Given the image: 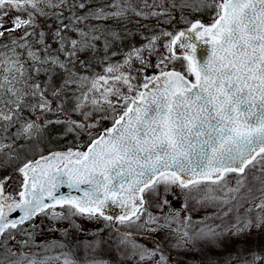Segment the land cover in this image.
<instances>
[{
	"label": "snow or ice",
	"instance_id": "snow-or-ice-1",
	"mask_svg": "<svg viewBox=\"0 0 264 264\" xmlns=\"http://www.w3.org/2000/svg\"><path fill=\"white\" fill-rule=\"evenodd\" d=\"M41 4L49 8L67 5L70 10L86 6L68 5V0H0V38L23 30L19 39H12L10 54L0 53V130L12 135L9 129L19 124L15 139H31L48 124L63 123L66 134L79 136L80 132L97 127L98 121H90L93 113L107 114L101 118L111 119L112 126L96 135L89 131L85 150H79L78 145L76 150L41 154L39 159L24 162L18 168L22 176L18 199L6 193V181H0V264H57L60 256L37 259L35 254L14 251L8 241L21 231L22 225L40 214L64 218L55 210L64 205L69 206L70 215L102 218L146 231L172 228L175 224L177 248L215 240L221 234L211 226L190 232V217L182 223L178 211L163 217L161 224V218L145 207L147 196L158 194L161 186L165 193L179 188L197 203L228 204L235 200L233 207L237 211L243 206L241 202L249 203L252 206L243 216L237 215L228 230L238 234L252 227H264V0H182V9H213L212 22L206 25L197 20L176 34L163 32L169 38L164 45L167 54L155 64L158 74L154 75L146 74L151 65L145 53L153 54L155 36L144 47L126 53L122 62H107L111 57L106 55L100 61L107 62L103 74L91 76L77 73L75 65L80 63L87 70L78 53L88 49L95 52V42L101 39L107 53L110 44L97 34L99 29H76L79 40H68L62 35L67 25L57 29L59 55L49 52L45 35L40 32L38 42L43 45V54L33 51L28 37L36 34L29 29L37 27L38 16L47 15ZM145 6L153 7L147 0ZM170 7L177 5L172 2ZM107 8L111 10L102 7L83 16L73 13L70 19L79 24L89 18H123L129 11L145 15L130 7L128 0H113ZM13 12L17 15L11 17V27H5L6 18ZM168 13L169 9H163L150 14ZM59 23L63 24V20ZM201 44L207 45L208 50L198 56ZM17 48L26 51L31 67H26L28 61L21 58ZM177 49L183 54L177 55ZM178 60L183 61V71L168 68L169 63ZM134 62H139L136 71L142 76L132 75ZM57 69L66 74L61 87L76 85L79 94H72V111L83 119L57 118L41 125L23 114L39 110L43 115L52 113L59 117L63 112L65 99L56 101L55 107L53 99H49V94L52 98L60 96V89L51 87L50 74ZM42 74L48 76L44 83L38 80ZM9 147L0 143V151ZM7 157L11 160L13 154L7 153ZM230 176L235 180L234 187L230 186ZM62 187L78 195L60 194ZM217 190L223 192V199L214 194ZM163 204L167 205L168 200ZM110 206L118 207L121 214L109 215L106 209ZM16 212L19 218H11ZM120 244L126 252L130 250L131 257L139 258L137 264H147L158 254L156 264H170L161 249L150 250L129 233L122 234ZM63 264L77 262L65 256ZM86 264L107 262L94 259Z\"/></svg>",
	"mask_w": 264,
	"mask_h": 264
},
{
	"label": "rangeland",
	"instance_id": "rangeland-1",
	"mask_svg": "<svg viewBox=\"0 0 264 264\" xmlns=\"http://www.w3.org/2000/svg\"><path fill=\"white\" fill-rule=\"evenodd\" d=\"M141 2L143 0H137ZM57 2V0H53ZM113 0H68V5L84 3L86 6L84 9L79 7L72 8L71 10L67 5L61 6L60 8H49L43 4L40 7L43 9L44 13L53 15L57 18L59 29L64 28L67 25L68 28L62 32V35L68 39H80V36L76 29H83L88 31L89 28H96L100 31L97 32L98 35L104 37L107 34L110 25L118 26L122 24L123 21L136 18L137 21L141 22L133 30L127 32L124 41L119 43V40L113 38H106L110 44L107 53L104 49V39H101L96 43L95 52L92 50H84L78 53V58L84 63L87 62L94 66L90 70H86L81 66L80 63L75 65V71L81 75L91 76L94 73L103 74V68L106 66L107 62L116 63L122 62L124 55L134 48H142L149 43L152 37H157L156 48L151 56L145 53L146 59L150 63V67L147 68L146 74L154 75L158 74V69L155 68V64L162 59L163 55L167 54V50L164 45L168 42L169 38L163 36V32H170L173 34L181 31L190 21L196 19L203 20L205 23L210 24L212 22V17L214 11L211 8H202L199 11H193L190 8H180L179 4L182 0H154L151 4L153 7L149 8L145 6L143 16L130 15L132 17L123 18H109L107 20H95L89 18L83 23L74 24L70 19L73 13L76 16L86 15L90 10L105 8L110 5ZM131 0H128L130 3ZM175 2L177 7L170 10V4ZM156 5H161L162 7H156ZM163 9H169L168 14H160L157 16H152L150 13L156 11L161 13ZM176 9V15H173V10ZM174 11V12H175ZM54 13H63V15L57 17ZM17 15L13 12L9 14L6 18L5 27H11V17ZM59 20H63V24L59 23ZM162 22H161V21ZM187 21V22H185ZM166 23V24H165ZM165 24V25H164ZM58 29V28H57ZM34 31L33 29H29ZM69 30H74V34L68 33ZM57 31V30H56ZM56 33V32H55ZM23 34V30L17 31L14 34H5V37L0 38V53L10 54L9 48L12 47V39H19ZM117 34H119L117 32ZM55 37V35H54ZM55 39H57L55 37ZM39 36H29L28 41L32 45V50L42 53L43 46L38 42ZM23 43V41H21ZM100 43V44H99ZM8 45V48L3 47ZM102 48H100L101 46ZM17 52L21 53V58L28 61L27 53L24 49L17 48ZM49 52L52 55H59L58 46L55 49L49 47ZM115 52L117 55L111 56ZM111 57L110 61L105 63H100L105 59V56ZM63 59V56L61 55ZM26 67H31V61H28ZM91 67V66H89ZM140 67L139 62H134L132 75L142 76V73L136 71ZM168 68H175L177 71H183V61L178 60L175 63H169ZM58 73L63 72L61 69L56 70ZM64 73V72H63ZM65 74V73H64ZM2 75V73H0ZM56 77L54 75L51 79ZM39 82L44 83L46 81V75H41L38 78ZM53 81V82H52ZM56 86L55 80H51V87ZM62 86V85H61ZM60 89V96L52 98L49 94V99H53V107L56 106V101L60 99H65L64 110L57 115L48 113L46 115L41 114L39 110L35 114L30 112H24V116L30 120L36 121L37 123L43 125L45 120H77L81 121L83 119L82 115L72 111L75 104V98L73 93L79 94L76 85H70L67 87H58ZM90 109H85L88 111ZM105 113H93L90 121H98L97 127L80 132L79 136L75 133H65L66 125L60 124H48L47 127L43 128L42 132L33 136L31 139H23V141H15L11 139L12 135L4 133L0 130V143L9 144L11 147L5 148L0 151V181L4 179L7 174H11L12 183L15 184V188L22 183V176L18 172V168L23 165L24 162L38 157L41 154H47L55 149H62L69 146L78 145L80 142H89L88 132L91 131L94 135L99 134L102 129L111 124V119H102ZM37 117H40L37 120ZM19 128V124L16 127L9 129L10 133H14ZM12 140V143H6L8 139ZM23 138V137H22ZM7 153L13 154V159L9 160ZM6 168L8 169L6 172ZM255 171V170H254ZM230 186H235V180L229 177ZM259 185H257L258 187ZM185 192L187 190H184ZM243 191V190H242ZM216 196L223 199V192L217 190L214 193ZM192 195H197L193 193ZM199 195H203L201 192ZM259 195V193H257ZM167 199L168 204H163V201ZM242 207L235 209L233 206L236 204L235 200H232L228 204H223L220 202L209 203L207 201L203 203H197L196 200L192 199L191 196H185L179 188L173 187L167 193L164 192L163 186L159 189L158 194L147 196V204L145 207L148 212H151L154 216L160 217V223H164L163 217L173 214L175 212L180 213V220L183 223L186 217H190V232L198 231L201 227L211 226L216 229L218 233H221L215 240H200L196 241L194 244H186L182 248H177L174 245L177 243V235L173 231L176 227L173 224L172 228H162L158 231H146L144 229H139L135 225L128 227L121 223H116L113 227L106 230L105 235L102 238L96 239H86L80 240L76 237L74 239H68L66 235H63L66 240H61V243H47L35 246L34 241L28 243V247H34L30 256L35 254L37 259H43L45 257H56L60 256L61 260L57 264H63V259L65 256L75 260L77 264H86V261L91 260H103L107 264H137L139 258L131 257L129 252L125 251L124 246L120 244V239L123 233H129L131 238L134 239L138 244L152 250L159 248L162 250V254L166 255L169 259L170 264H264V227H252L247 231L241 233H234L229 231L233 224L236 222V216H243L246 210L252 205L246 202H241ZM186 205V207H185ZM232 211H228L229 209ZM228 212V215H224ZM255 215V213H251ZM143 219V218H142ZM78 229L76 230V232ZM68 239V240H67ZM259 257L257 260L256 258ZM159 259V254L153 258L152 261H148L147 264H156ZM143 264V262H142Z\"/></svg>",
	"mask_w": 264,
	"mask_h": 264
},
{
	"label": "flooded vegetation",
	"instance_id": "flooded-vegetation-1",
	"mask_svg": "<svg viewBox=\"0 0 264 264\" xmlns=\"http://www.w3.org/2000/svg\"><path fill=\"white\" fill-rule=\"evenodd\" d=\"M136 24L132 21V25ZM70 147V146H69ZM75 147V146H74ZM8 169L5 170V172ZM6 183L4 185L5 191L11 192V194L19 198L17 193L20 191V185L15 188V184L12 183L11 174H7L4 177ZM3 179V180H4ZM2 180V181H3ZM68 205L56 207V211L61 213L64 218H51L40 214L33 218L32 221L26 222L21 226V231H17L14 237L8 241V245L16 252H24L28 255L32 253L37 245H43L47 243H61V240H66L63 235H66L68 239L78 238L80 240L102 238L108 228L111 229L117 222L105 221L101 219H88L82 215H70L68 212ZM49 212L52 210L49 209ZM78 231L76 232V230ZM67 239V240H68ZM33 242L34 247H28V243ZM27 242V243H25ZM3 249H0L2 253Z\"/></svg>",
	"mask_w": 264,
	"mask_h": 264
},
{
	"label": "trees",
	"instance_id": "trees-1",
	"mask_svg": "<svg viewBox=\"0 0 264 264\" xmlns=\"http://www.w3.org/2000/svg\"><path fill=\"white\" fill-rule=\"evenodd\" d=\"M153 1L154 0H147V4L148 3L151 4ZM157 1H160V0H157ZM129 6L132 7V8H135L137 11H143L144 12V10H146L145 9V0H143L141 2H138L137 0H131V2L129 3ZM172 9L173 8H171L170 10L172 11ZM175 10L176 9L173 10V15L174 16L176 15L175 14L176 13ZM130 12H132V11L127 12V14H129ZM126 16H129V15H126ZM130 17H132V16H130ZM131 20L133 22H135L136 24L132 25V21L126 20V21H123L122 24H120L118 26H114V25L111 26L110 25L109 30H108L107 34H105L104 38H108V37L112 38L111 34L114 33V34L117 35V37H118L117 40H119V43H122L124 41V39H125L124 37H126V35H127L126 33L129 32V30H133V27H136L137 23H139V24L141 23V22H137L136 18L135 19L132 18ZM57 22H58L57 18L55 16H53V15H50V14H47V15H44V16H38L37 20H36L37 27H35L33 29L37 36H39L40 32L44 33V35H45V43L47 45H49V47H51L52 49H55V47L58 46L57 39H55V37H54L57 28L59 29V26H58ZM186 24L188 25V23H186ZM117 32L119 34H117ZM68 33L74 34V30H69ZM98 46H101V45H98ZM39 47H43V46L40 45ZM100 48H102V46ZM93 63L95 64L96 62L93 61ZM85 64L87 65V70H90L94 66V64L90 65L87 62H85ZM89 66H91V67H89ZM86 72L87 71L85 69V73ZM50 75H51V78L54 75H56V77L53 78L55 80L56 86L53 85V88H58V87H61V85H63V81H64V78H65L66 74H64L63 72L58 73L57 71H55L54 73H51ZM47 79H48V76L46 75V80ZM53 79H51V80H53ZM14 133L12 134L11 139H13L15 141H23V142L25 141V140H23L24 138L15 139ZM11 139L9 138L6 143H12ZM4 170H5V168H4Z\"/></svg>",
	"mask_w": 264,
	"mask_h": 264
},
{
	"label": "water",
	"instance_id": "water-1",
	"mask_svg": "<svg viewBox=\"0 0 264 264\" xmlns=\"http://www.w3.org/2000/svg\"><path fill=\"white\" fill-rule=\"evenodd\" d=\"M197 21V20H196ZM200 21V20H199ZM193 22H195V21H193ZM202 22V21H201ZM203 23V22H202ZM205 24V23H204ZM207 25V24H206ZM190 27V25L189 26H187V27H185V28H183L181 31H184V30H187L188 28ZM207 50H208V46L207 45H203V44H201L200 45V48H199V51H198V56H202V55H205L206 53H207ZM183 53H182V51L181 50H179V49H177V55H182ZM112 126V125H111ZM107 129V128H106ZM105 130V129H104ZM103 130V131H104ZM102 131V132H103ZM101 132V133H102ZM82 145H83V143H80L79 144V147L81 148L82 147ZM87 146V145H86ZM79 148V150H82V149H80ZM86 149V148H85ZM68 149H62V150H54V151H51L50 153H48V154H45V155H49V154H51L52 152H57V151H60V152H63V151H67ZM74 150H76V149H74ZM36 159H39V157L38 158H36ZM34 160V159H33ZM6 193H9V194H11L10 192H6ZM71 194V195H73V196H75V195H78V193H76L74 190H70V189H68L67 187H62L61 189H60V194H63V195H68V194ZM106 212L109 214V215H112V216H114V217H116V216H119L120 214H121V210L118 208V207H116V206H110V207H108L107 209H106ZM19 212H16V213H13L12 214V217L11 218H19Z\"/></svg>",
	"mask_w": 264,
	"mask_h": 264
}]
</instances>
